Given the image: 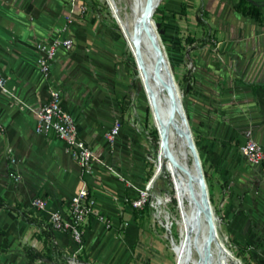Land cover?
<instances>
[{
	"label": "crops",
	"instance_id": "crops-1",
	"mask_svg": "<svg viewBox=\"0 0 264 264\" xmlns=\"http://www.w3.org/2000/svg\"><path fill=\"white\" fill-rule=\"evenodd\" d=\"M250 1L264 19V0ZM238 3L164 0L158 17L181 86L189 73L186 109L229 236L251 264H264V181L239 150L249 140L264 147V25L241 15ZM78 6L75 0H0V76L7 89L0 91V264H67L73 256L98 264V256L118 248L120 219L132 216L136 194L129 182L142 177L138 145L144 143L136 125L122 120L125 90L135 87L123 63L124 43L93 15L81 16ZM55 38L73 45L58 50L44 78L37 45ZM51 88L59 90L80 140L103 161L89 176L62 141L35 132L34 111ZM116 119L121 132L110 146L105 134ZM83 188L111 228L89 220L77 252L69 233L51 229L49 214L66 215ZM37 198L44 211L31 206Z\"/></svg>",
	"mask_w": 264,
	"mask_h": 264
},
{
	"label": "rangeland",
	"instance_id": "rangeland-1",
	"mask_svg": "<svg viewBox=\"0 0 264 264\" xmlns=\"http://www.w3.org/2000/svg\"><path fill=\"white\" fill-rule=\"evenodd\" d=\"M163 2L164 0L157 5L151 19L155 28L159 25L158 12ZM82 4L87 8L86 13L96 17L103 25L111 29H113L114 25L117 26L119 31L113 30L123 43H128L130 50H127V53L133 55L134 64L138 67L137 71L141 75L129 38L120 26L119 13L115 9L116 4L122 6L125 2L123 0H82ZM161 38L162 36L160 37L161 46L171 66L173 78L178 86V92L182 94L181 83L173 69L168 49ZM128 73L132 78L133 74L129 69ZM136 81L138 83V80ZM139 87L138 83L133 90L129 89V87V91L125 90L124 99L126 100V105L122 120L128 125H136L141 143H144V147H142V144L138 145V152L141 155L139 170L142 171L140 172L142 177H138L135 174L130 181L131 183L129 182L130 186H135L134 193L136 194L130 199L131 201L136 199L139 190L147 189V202L142 208L135 209L140 212L136 220L133 221L132 216H130L131 219L127 223L125 220L120 219L117 227H115L116 236L114 242L118 245L116 252L111 255H105L102 258L98 256L96 262L98 264H181L179 230L182 220V209L180 208L182 199L178 198L180 196L175 188L168 161H157L154 158V153L150 150V138L147 135L150 130L156 127L157 121L153 119L146 94L143 90H139ZM147 107L150 108V113L146 120ZM197 147L200 148L199 145ZM199 158L204 170L201 151H199ZM167 174L170 176L171 180L169 181L172 185L165 180ZM206 182L210 202L215 216L218 218L217 223L215 222L216 234L219 243L230 255L225 254L224 256L226 264H233L229 257L241 261V264H251L252 258L247 257L243 251L236 247L233 239L229 236L223 214L221 213V206L214 195V185L208 178ZM172 190L174 191L173 196L176 199V203L172 202L170 194ZM165 226L168 227L170 233L166 231ZM171 237L172 245L170 244ZM212 247L216 249L215 245H210V248ZM192 255L197 258L195 253H192ZM81 261L85 264H92V262L88 263L87 259L82 258Z\"/></svg>",
	"mask_w": 264,
	"mask_h": 264
},
{
	"label": "built area",
	"instance_id": "built-area-1",
	"mask_svg": "<svg viewBox=\"0 0 264 264\" xmlns=\"http://www.w3.org/2000/svg\"><path fill=\"white\" fill-rule=\"evenodd\" d=\"M79 3L78 11L80 15L86 14L87 8L82 4V0H75ZM71 18H67V23ZM73 42L70 39L55 38L49 43L37 45L39 57L37 59L38 68L44 78H47L51 63L59 49L70 50ZM193 68L188 65V70ZM0 91L7 92L5 78L0 76ZM35 132L38 135L54 136L62 141L72 157L78 164L83 176H89L93 173L94 166L102 165L103 161L96 157L91 149L80 140L77 128L72 116L65 111L60 104V93L58 89L51 88L48 94V100L38 110L34 111ZM121 132V121L116 119L112 127L105 134V139L110 146H113ZM240 153L243 158L252 166L261 169V179L264 181V147L252 140L247 141L240 146ZM146 190H139L137 198L130 201L133 209L142 208L146 202ZM31 206L44 211L46 203L37 198L31 202ZM91 219L102 223L106 229H110L111 224L105 216L95 209V200L86 189L80 190L69 201V208L66 215L59 211L49 214V224L53 231L69 233L73 243L77 247V252L83 248V226ZM67 264H79L76 256L68 258Z\"/></svg>",
	"mask_w": 264,
	"mask_h": 264
},
{
	"label": "water",
	"instance_id": "water-1",
	"mask_svg": "<svg viewBox=\"0 0 264 264\" xmlns=\"http://www.w3.org/2000/svg\"><path fill=\"white\" fill-rule=\"evenodd\" d=\"M151 16L152 14H148V16L146 15L144 18L146 32V37H144V39L147 43V55L152 58L153 62L149 66V71L144 70L143 75L139 74V71H137L138 67L135 65L137 75L133 80L136 84L139 83V90H143L146 96L148 93L150 97L148 103L153 114V119L159 122V125L157 123L155 127L159 136V147L156 153V159L157 161L159 160L161 150L167 147L170 137H174V139L180 143L184 152L187 151L189 153L193 161L194 174L191 176V180L187 182V192L193 207H195L193 215L202 214L204 218V231L206 232L204 248L209 251L210 243L213 242L217 249L219 248L221 252L230 256L219 243L216 234L215 222L217 223L218 218L215 216L210 202L198 148L195 144L189 121L183 107V96L178 92V86L173 78L171 66L161 46L160 35L157 31V27L155 28L153 25ZM128 50H130L129 45ZM131 60L133 61V55H131ZM136 80H138V83ZM165 94L167 98H164ZM171 162L173 163V167L177 166L174 161ZM165 229L170 233L167 226H165ZM170 244L172 245V237L170 238ZM78 263L85 264L82 261Z\"/></svg>",
	"mask_w": 264,
	"mask_h": 264
},
{
	"label": "bare ground",
	"instance_id": "bare-ground-1",
	"mask_svg": "<svg viewBox=\"0 0 264 264\" xmlns=\"http://www.w3.org/2000/svg\"><path fill=\"white\" fill-rule=\"evenodd\" d=\"M123 1L125 4L122 6L116 4L115 9L116 12L119 13L120 26L129 38L139 70L141 71V75H143L144 70L149 71V66L153 62L152 58L147 55L146 51L147 43L144 39V37H146L144 18L146 15L148 16V14H152V19L157 5L162 0ZM164 98H167L166 94L164 95ZM147 99H150L148 93ZM157 123L159 125L158 121ZM163 160H167L170 165L173 182L177 193L180 196L178 198L182 199L180 205V208L182 209V220L179 230L181 264H226V258L224 257L225 253L221 252L219 248L214 249L212 247L209 251L205 250L204 242L206 232L204 231V218L202 214L193 215L195 207H193L187 192V182L191 180V176L194 174L191 156L187 151L184 152L180 143L174 139V137H170L168 139L167 147L162 149L160 153L159 161L162 162ZM171 161H174L177 166L173 167ZM210 245L213 246L215 244L211 242ZM192 253H195L197 258L193 257ZM229 260H231L233 264H241V261L236 260L233 257H229Z\"/></svg>",
	"mask_w": 264,
	"mask_h": 264
},
{
	"label": "trees",
	"instance_id": "trees-1",
	"mask_svg": "<svg viewBox=\"0 0 264 264\" xmlns=\"http://www.w3.org/2000/svg\"><path fill=\"white\" fill-rule=\"evenodd\" d=\"M237 11L241 15H243L244 17H249L252 20L258 22L259 24L264 25V19L261 18V15H260V12H259L258 7L256 5H253L250 0H239L238 7H237ZM113 29L116 30V31H119L118 28H117V26H115V25L113 26ZM157 31H158V33H159V35L161 37L162 27H161L160 24L157 26ZM127 50H128V45L125 42L124 43V47H123V53H122L123 63L127 66V68L133 74V77H132V86H136V82L133 80V78L137 75V71H136L134 62L131 60V53L128 54L127 53ZM183 81L186 82L187 85L181 87V92H182V96H183L182 97V103H183V107L185 109V112H186V115H187V118H188V121H189V125H190V128H191V132H192V135H193L195 144H196V146H198V141L196 139V136L194 135L193 128H192V124H191V121H190V118H189V115H188L187 109H186L185 93L189 90V86H188V83H189V73H186L183 76ZM149 113H150V111H149V108L147 107L146 108V115H145L146 120H147V117H148V114ZM147 136L150 138V141H149L150 150L152 151V153H154V158H156V153H157V150H158V147H159V145H158L159 136H158L157 129L156 128H153L152 130H150ZM200 150L201 149L198 148V152ZM204 175H205V180H206L207 179V176H206L205 171H204ZM165 180H166L167 183H170L169 180H171V179H170V176L168 174L166 175ZM170 185H172V183H170ZM170 194L172 196V202L173 203H176V199L173 196L174 195V191L172 190L170 192ZM130 208H131V212H132V219L134 221V220H136L138 218L140 212L137 211V210H135V209H133L131 207V204H130Z\"/></svg>",
	"mask_w": 264,
	"mask_h": 264
}]
</instances>
